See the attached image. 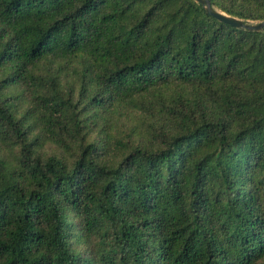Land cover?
<instances>
[{
	"label": "trees",
	"instance_id": "1",
	"mask_svg": "<svg viewBox=\"0 0 264 264\" xmlns=\"http://www.w3.org/2000/svg\"><path fill=\"white\" fill-rule=\"evenodd\" d=\"M0 264H264V31L196 0H0Z\"/></svg>",
	"mask_w": 264,
	"mask_h": 264
},
{
	"label": "water",
	"instance_id": "2",
	"mask_svg": "<svg viewBox=\"0 0 264 264\" xmlns=\"http://www.w3.org/2000/svg\"><path fill=\"white\" fill-rule=\"evenodd\" d=\"M197 3L204 6L205 12L220 21L229 24L235 28L244 29L248 31L262 32L264 31V22L259 23H247L244 20L238 19L233 16H229L215 8H213L210 0H196Z\"/></svg>",
	"mask_w": 264,
	"mask_h": 264
}]
</instances>
